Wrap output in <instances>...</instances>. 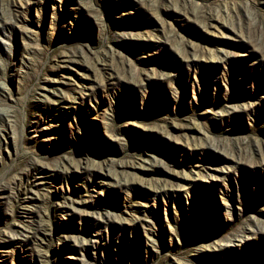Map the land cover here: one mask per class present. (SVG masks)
Wrapping results in <instances>:
<instances>
[{
    "label": "rangeland",
    "instance_id": "obj_1",
    "mask_svg": "<svg viewBox=\"0 0 264 264\" xmlns=\"http://www.w3.org/2000/svg\"><path fill=\"white\" fill-rule=\"evenodd\" d=\"M0 264H264V0H0Z\"/></svg>",
    "mask_w": 264,
    "mask_h": 264
}]
</instances>
